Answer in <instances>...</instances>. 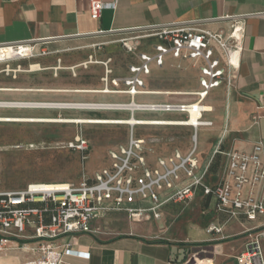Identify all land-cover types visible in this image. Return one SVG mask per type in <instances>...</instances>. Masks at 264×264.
I'll use <instances>...</instances> for the list:
<instances>
[{
  "label": "built area",
  "instance_id": "obj_1",
  "mask_svg": "<svg viewBox=\"0 0 264 264\" xmlns=\"http://www.w3.org/2000/svg\"><path fill=\"white\" fill-rule=\"evenodd\" d=\"M88 4L93 19L99 17L104 7L113 5L102 0H88ZM213 20L224 23V27L212 30L200 27L197 22H172L149 25L143 34L124 39L122 45L130 52L141 45L140 40H151L153 44L151 50L145 48L137 53V61L128 66V73L122 77H110V59L100 62L104 67L102 91L125 93L132 99L129 103L102 106L183 115V118L164 119L166 124L161 126L190 127L193 132L189 151L182 155L174 149L168 156L157 157L152 165L145 157V140L134 137L131 130L125 144L108 151L110 164L107 167L76 184L61 182L54 188L45 189L41 183H29L24 189L15 191L0 183V253L24 252L29 256L24 264H61L63 256L86 254L73 251L71 244L62 240L92 233V224L109 214L123 213L132 223L160 220L166 206L186 208L201 197L208 203L209 211L225 219L224 223L237 220L252 225L244 231L247 239L243 250L235 257L236 264H264L261 143L253 144L250 150L224 149L222 137L204 165L201 166L196 157L197 130L212 124L202 119L205 111L200 105H204L212 90L219 87L229 90L233 86L243 51L245 30L242 21L225 16ZM25 45L28 43L0 45V62L20 56L11 50L20 51ZM89 58L87 62H93ZM169 61L175 62L178 69L182 63L190 65L197 73L196 90H146V80L153 70L162 69ZM144 94L188 95L191 98L186 101L133 102L135 96ZM197 108L200 114L195 124H175L189 120L190 111L196 112ZM66 147L84 158L89 144L86 138L77 136L68 141ZM216 155L222 156L223 161L217 172L212 173L210 169ZM222 225L210 223L206 232L218 234ZM192 261V264H199L194 257Z\"/></svg>",
  "mask_w": 264,
  "mask_h": 264
},
{
  "label": "crops",
  "instance_id": "obj_2",
  "mask_svg": "<svg viewBox=\"0 0 264 264\" xmlns=\"http://www.w3.org/2000/svg\"><path fill=\"white\" fill-rule=\"evenodd\" d=\"M102 1L113 5L104 7L100 11L99 17L93 19L89 14L88 0H0V45L54 42L103 34L119 35L132 32L143 34L149 25L172 22H197L202 28L214 30L223 28L225 24L213 19L224 16L236 17L242 21L245 30L237 76L229 90L226 87H219L212 90L206 97L204 105L209 106L210 111H205L202 119L210 121L212 124L208 127H200L197 133L201 129L202 143L207 142L208 139L213 142L206 158L201 159L202 155H198V149L196 157L199 164L204 165L212 156L217 142L223 137L222 147L224 149L250 150L253 144L260 142L261 157L264 161V0ZM72 67L76 68V66ZM70 68L63 67L60 63L50 69L57 73L59 70H70ZM97 86L98 84L93 82L87 86L91 88L68 91L47 90L49 92H68L71 97L63 99L62 102L40 103L42 105L34 107L73 110L70 111L73 116H75V111L79 110H113L111 112L127 114L125 117L96 119H154L145 116L153 112L131 111L126 107L102 106L129 103L132 99L125 93H105L102 88L98 89ZM145 88L153 90L147 86V81ZM3 90L13 89H0V91ZM116 96L119 100L115 102L105 99ZM156 96L158 95H138L133 98V102L160 101L153 99ZM63 105L76 106L64 107ZM206 114H209L208 118H204ZM190 147V142L185 141L171 147L170 151L166 144L159 149L163 154L161 157H165L164 154L168 156L174 149L185 155ZM202 151L203 149H200L199 153H203ZM107 157L105 158L107 159ZM145 157L150 164L155 165L156 158L160 156L148 158L145 155ZM222 161V156L214 157L211 166L216 162H218V166L215 167V171H211L212 173L217 172ZM199 199L201 203L205 202L201 200V197H197L193 202ZM175 206L177 208L178 205H169L163 208L160 220L132 223L123 213H114L95 221L92 224V233L74 235L62 240L63 242L68 241L73 251L86 253L88 256L86 254L80 257L63 256L61 264H189L193 263V257L199 264L204 263L203 261L213 264H236L235 257L243 250L247 239L244 231L252 225L237 220H229L224 223L225 219L213 211H209L210 207H208L206 210L209 214V216L207 215L208 222L204 228L201 229L198 226L199 230H195L185 237L174 239L167 233L165 234L168 230L165 225V217ZM210 223L223 224L222 231L218 234H208L206 227ZM262 245L264 250V239ZM28 258L29 256L21 251H6L0 253V264H24Z\"/></svg>",
  "mask_w": 264,
  "mask_h": 264
},
{
  "label": "rangeland",
  "instance_id": "obj_3",
  "mask_svg": "<svg viewBox=\"0 0 264 264\" xmlns=\"http://www.w3.org/2000/svg\"><path fill=\"white\" fill-rule=\"evenodd\" d=\"M138 35L140 34L134 32L119 35L103 34L54 42L29 43L26 46L30 51L26 55L17 56L7 62H0V89H13L0 91V102L25 103L33 106L0 107V117L96 119L127 116L125 113L111 112L113 110H79L75 111V116H73L70 112L73 110L45 109L34 106L42 105L40 103L62 102L63 99L71 97L68 92L47 90L68 91L91 88L87 86L93 82L98 84V89H103L101 78L104 77V67L100 62L108 59H110L108 67L112 71L110 77L126 75L128 66L137 61V53L145 48L151 50L153 44L151 40H140L141 45L137 46L136 50L132 52L126 50L122 45L124 39ZM89 57L94 63H87L90 60ZM58 61L63 67L76 66V68L72 71L62 69L56 73L50 68L57 65ZM31 65H37V69L31 70ZM180 67L181 69L176 68L175 62L169 61L162 69L153 70L146 80L147 86L154 91L189 92L196 90L197 73L190 69L188 63H182ZM190 98L191 96L188 95L153 97L160 101L189 100ZM105 99L106 101L111 100L109 102L119 100L117 96ZM172 114L150 113L145 116L154 118L149 120L183 118V115ZM208 117L209 114H206L204 118ZM131 130L134 137L145 140V155L148 158L163 156L159 148L164 144L169 151L171 147L185 141L192 144L193 131L190 127L184 126L0 122V183L3 187L15 191L24 189L29 183L67 182L76 184L84 177L92 176L95 172L107 167L110 164L109 149L125 144ZM77 136H83L89 144L84 158L82 154L66 147L67 142ZM201 139L200 129L197 133L198 151H196L198 155H202L201 159H204L208 156L213 141L208 139L207 142L202 143ZM200 149H203V153H199ZM207 205V202L201 203L199 199L186 208L175 206L165 217V225L168 228L165 234L179 239L199 230L198 226L201 229L204 228L209 216L206 212Z\"/></svg>",
  "mask_w": 264,
  "mask_h": 264
},
{
  "label": "bare ground",
  "instance_id": "obj_4",
  "mask_svg": "<svg viewBox=\"0 0 264 264\" xmlns=\"http://www.w3.org/2000/svg\"><path fill=\"white\" fill-rule=\"evenodd\" d=\"M8 50V49H7ZM13 51L14 55H26L28 53L29 48L25 45L22 47L20 51L18 50H11ZM10 52V51H8ZM37 69V65H31V70ZM26 107H30L33 105L25 104V103H0V107H21L23 105ZM37 106V104L35 105ZM64 107L67 106H76V105H63ZM196 107H199L197 105ZM203 111H210V108L206 105H200ZM199 108H197V111H190V119L186 122L182 123H175L179 125H189V124H195L197 121V118L199 116ZM56 122V123H74V124H125L129 126L133 125H164L166 122L164 120H149V119H136V118H128V119H51V118H21V117H0V122ZM45 189L54 188V185L57 183H41Z\"/></svg>",
  "mask_w": 264,
  "mask_h": 264
},
{
  "label": "trees",
  "instance_id": "obj_5",
  "mask_svg": "<svg viewBox=\"0 0 264 264\" xmlns=\"http://www.w3.org/2000/svg\"><path fill=\"white\" fill-rule=\"evenodd\" d=\"M217 166H218V162H216L213 166H211V169L210 170L212 172H213V170L215 171V169H216L215 167H217Z\"/></svg>",
  "mask_w": 264,
  "mask_h": 264
},
{
  "label": "water",
  "instance_id": "obj_6",
  "mask_svg": "<svg viewBox=\"0 0 264 264\" xmlns=\"http://www.w3.org/2000/svg\"><path fill=\"white\" fill-rule=\"evenodd\" d=\"M23 105V104H22ZM189 264H192V263H189Z\"/></svg>",
  "mask_w": 264,
  "mask_h": 264
}]
</instances>
